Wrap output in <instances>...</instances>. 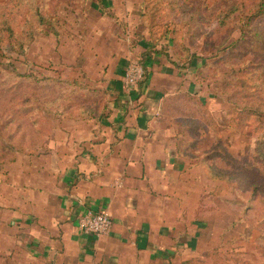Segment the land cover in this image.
Here are the masks:
<instances>
[{
    "label": "rangeland",
    "instance_id": "obj_1",
    "mask_svg": "<svg viewBox=\"0 0 264 264\" xmlns=\"http://www.w3.org/2000/svg\"><path fill=\"white\" fill-rule=\"evenodd\" d=\"M140 1L108 0L106 5L104 0H30L57 18V35L35 33L21 52L0 47V156L11 159L0 163L3 178L8 164L34 152L52 134L59 117L50 110L95 106L87 92L96 91L92 70L101 59L108 61L102 50L109 46V32L116 26L131 41L132 27L142 22L160 52L172 53L185 70L178 77L185 84L167 97L165 113L172 136L187 143V165H193L187 171L193 187L187 185V192L198 191L195 164L200 160L235 175L231 157L252 172L250 182L263 181L264 128L254 116L243 119V108L259 105L264 112V14L251 19L250 33L240 31L242 16L258 0H177L151 21L135 14ZM5 4L0 0V6ZM114 44L117 57L123 43ZM176 83L172 78L170 86ZM221 150L223 160L217 155ZM243 173L238 170L232 183L216 185L214 195L211 182L207 190H199L198 213L208 212L209 226L195 238L188 264H264V197L252 196Z\"/></svg>",
    "mask_w": 264,
    "mask_h": 264
},
{
    "label": "crops",
    "instance_id": "obj_2",
    "mask_svg": "<svg viewBox=\"0 0 264 264\" xmlns=\"http://www.w3.org/2000/svg\"><path fill=\"white\" fill-rule=\"evenodd\" d=\"M137 10L144 18L140 3ZM109 34L102 50L108 61L92 70L96 91L87 92L95 106L58 110L52 134L8 164L7 178L0 175L3 264H188L195 238L209 226L208 212L198 213L199 190L211 182L214 195L220 183L195 164L198 191L187 192V143L172 136L165 113L185 70L172 53L160 52L142 22L132 27L131 41L116 26ZM129 60L144 69L132 89L123 81ZM87 209L109 214V235L78 229Z\"/></svg>",
    "mask_w": 264,
    "mask_h": 264
},
{
    "label": "trees",
    "instance_id": "obj_3",
    "mask_svg": "<svg viewBox=\"0 0 264 264\" xmlns=\"http://www.w3.org/2000/svg\"><path fill=\"white\" fill-rule=\"evenodd\" d=\"M5 5L0 6V47L5 44L7 45V49H10L14 52H21L24 45H28L33 41L34 34H48L53 33L57 35V27L58 21L57 18L49 13H43L39 10L37 6L34 4H30V0H4ZM177 0H141V10L142 14L146 15L148 19L154 20L157 15H159L165 8H173ZM13 4V6H12ZM27 4V5H26ZM22 8V9H21ZM24 9L23 14V22L20 24L19 18L21 10ZM14 11V12H13ZM264 14V0H258L257 4L252 11L243 15L244 21L240 25L241 35L250 33L252 29L250 28L249 22L251 19L261 16ZM227 17V16H226ZM1 49V48H0ZM1 51V50H0ZM17 76L20 77H31L30 75L26 76V74H21ZM58 81V80H57ZM63 109V108H60ZM56 107L55 110H50V113L53 111L54 114H57L58 110ZM64 109H72L71 106L65 107ZM254 116L256 122L258 123V127L264 128V112H261L260 106L257 105L256 108H252L251 106H247L243 108V119L246 117ZM217 146H221L220 140L217 142ZM257 150L261 147L260 144L257 145ZM264 150V149H263ZM9 152V151H8ZM218 156L222 158L223 152L217 153ZM264 156V151H263ZM8 157L6 155L0 156V163H8L11 159H5ZM232 166L235 165V175L234 170L231 174L222 173L215 170L212 167L206 166V161L200 160V164L205 169L207 175L210 179L214 181H218L220 184L225 181L227 183H232L233 179L236 177L238 170H243V176L247 180V185H249L251 189L252 196L256 194H260L264 197V178H262V182L252 181L250 182V178L252 176V172L248 171L244 168L240 162L236 159L230 157V162ZM244 163V162H243ZM255 168V167H253Z\"/></svg>",
    "mask_w": 264,
    "mask_h": 264
},
{
    "label": "built area",
    "instance_id": "obj_4",
    "mask_svg": "<svg viewBox=\"0 0 264 264\" xmlns=\"http://www.w3.org/2000/svg\"><path fill=\"white\" fill-rule=\"evenodd\" d=\"M144 69L137 60H129L124 69L123 81L127 89L136 87L142 79ZM112 220L105 211L87 209L78 219V229L88 235L100 238L109 235L112 230Z\"/></svg>",
    "mask_w": 264,
    "mask_h": 264
}]
</instances>
